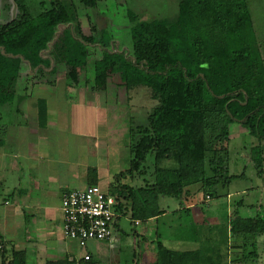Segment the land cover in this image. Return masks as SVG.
Here are the masks:
<instances>
[{"label":"trees","instance_id":"1","mask_svg":"<svg viewBox=\"0 0 264 264\" xmlns=\"http://www.w3.org/2000/svg\"><path fill=\"white\" fill-rule=\"evenodd\" d=\"M82 2L97 5V0ZM16 3V18L0 25V110L23 99L19 84L34 86L38 78L60 69L66 72L67 85H78L91 46L101 50L94 62L93 90H106L109 77L115 75L128 90H150L156 105L145 124L129 127L130 166L115 174L107 191L116 197L123 216L131 213L133 220L143 223L166 212L151 207L161 197L176 198L183 206L191 186L198 184L206 197L213 198L208 188L231 182L227 130L217 135L213 155H208L210 115L224 114L228 122L240 121L252 136L264 138V67L239 10L214 0H180L174 19H142L129 12L132 52L127 53L117 51L114 37L96 22L94 32L84 34L74 0H52L51 8L36 17L26 5ZM111 50L115 52L109 65ZM6 129L0 124V144ZM150 154L154 160L146 166ZM251 155L257 166L263 163L255 147ZM164 160L175 164L163 167ZM124 178L139 184L123 183ZM97 184V177L88 178V185ZM230 224L228 241L240 249L231 264H247L248 258L259 264L264 216L236 214ZM157 240L150 264H229L218 243L177 250L167 247L160 236ZM0 249V264H27V250L6 240L1 231ZM73 263L96 264L93 254L90 260L67 255L47 264Z\"/></svg>","mask_w":264,"mask_h":264},{"label":"rangeland","instance_id":"2","mask_svg":"<svg viewBox=\"0 0 264 264\" xmlns=\"http://www.w3.org/2000/svg\"><path fill=\"white\" fill-rule=\"evenodd\" d=\"M74 1L78 7L77 20L84 34H92L95 22L97 24L101 22L102 29L114 37L116 50L127 53L132 52L133 23L129 12L139 15L142 19H174L178 16L180 8V0H97L96 7L85 6L82 0ZM14 2L26 5L31 16L36 17L51 8L52 0H1L2 6L4 4L8 8H12ZM214 2L229 9L239 10L247 19L253 43L259 51L264 67V0H214ZM3 17H6L5 13ZM111 52L109 65L112 64V55L115 51L111 50ZM100 55L101 50L97 46L89 47V55L78 85L65 83L64 69L36 80L53 84L46 87L50 89L51 94L43 96L48 100L50 110L48 127L45 131L35 125L36 116L32 106L38 95L34 91L29 92L27 96L26 93L30 89L27 84H19L18 93L22 95V100L17 99L1 108V125L10 122L19 123L18 127L23 128L22 132L40 136L41 139L38 143L35 140L30 142L24 135L18 158L21 168L13 171L5 167L3 170V177L7 183L0 194V210L4 209L3 207L12 208L16 205L18 207L19 204L15 200L8 206L4 205V198H10L14 188L25 190L28 187L30 181V171L27 169L28 153L37 150L36 147L44 151V156L42 154V161L34 163L44 169L42 174H45L44 177L52 190L70 180H74L69 185L70 189H83L88 185V178L98 175V184L107 192L115 174L129 168L131 160L129 127L132 124H145L156 102L147 87L128 90L121 84L119 75L109 77L106 90H93L94 62ZM19 109L29 116L25 127L21 115L23 112L18 113ZM208 122L209 156L213 155L217 135L224 130L228 132V175L231 182L208 188L213 194V198L209 200H205L204 191L199 189L198 184L191 186V194L187 195L184 201L185 205L191 200L195 204L190 213L184 211L176 213L180 209V201L173 197H161L157 203L153 202L151 207L159 206L170 214L159 222L153 219L136 225L131 213L122 215L120 221L122 230H115L111 240L93 242L87 248H82L76 241L64 237L62 223L64 193L61 191L52 197L59 207L51 209L50 213L46 212V216L42 219L44 222L48 221V225L35 226L34 223L32 230L23 228L18 230V233L6 232L5 237L18 247H20L18 242L26 239V246L20 248L27 250V264H47L49 261L67 256V253L78 261L89 251L94 254L96 264H150L156 257L155 240L158 241L156 230H160V239L169 248L195 249L214 242L222 245V249L226 252L230 239L228 230L236 214L247 218L264 216V161L257 166V161L252 160L251 155V149L255 147L260 153V158L264 160V138L252 136L240 121L228 122L224 114L210 115ZM153 160L154 157L150 154L146 166H150ZM174 164L172 160H164L161 166ZM49 169L54 170V178H51L52 170ZM122 182L139 184V181L134 183L127 178L122 179ZM30 193L28 191V197H34L35 193H32V196ZM238 203L240 204L237 205ZM19 209L21 210L20 206ZM18 215L31 223L36 218L35 212L29 208L20 211ZM191 220L196 225L193 233L198 239L197 242L179 243L173 238L176 228L183 225L185 230L188 229L187 224ZM258 242L259 264H264V238L259 237ZM54 247L57 249H53ZM33 249H36V252ZM236 254L237 251L232 250L226 252V257H234ZM251 260L252 258H248L247 264H251Z\"/></svg>","mask_w":264,"mask_h":264},{"label":"crops","instance_id":"3","mask_svg":"<svg viewBox=\"0 0 264 264\" xmlns=\"http://www.w3.org/2000/svg\"><path fill=\"white\" fill-rule=\"evenodd\" d=\"M67 82V81H66ZM65 82V83H66ZM49 85H53V84H47V83H42V82H37L35 83V85L32 87L30 86V89H28V94L29 92H36L38 97L37 100L35 101V104H33V110L35 112V116H36V121H35V125L37 127L40 128V130L45 131L48 127V121L50 118V110H49V105H48V100L46 98H44V95H49L50 93V89H46V87ZM32 94H30L31 96ZM47 107V114H44V109ZM18 113L21 114V112H23V114H21L23 116V122H25L24 127L26 125V123H28L29 121V116L26 115V112H24L23 110L20 112V109L17 111ZM6 124V123H5ZM19 123L16 122H10L7 123V131H6V136L4 138V142L3 144H0V194L1 191L3 190V188L5 187L6 179L5 177H3V170L5 169V167H7L8 169L11 170H19L21 168V166L18 163V158H19V153L20 150L19 148L21 147V145L24 142V138L23 136L26 135V138H28V140L30 142H33V140H35L37 143L38 141H40V136H35V135H30L28 132H25L23 130V128H19L18 127ZM21 124V123H20ZM41 133V132H38ZM39 135V134H37ZM41 144V142H40ZM34 145H36V143H34ZM37 150L34 151H30L28 153V164H27V169L30 171L29 172V178L30 181L28 182V187L25 190H20L19 188H14L13 191H11V196L10 198H4V205L8 206L11 204V201L15 200L16 202H18V207L17 205L12 208H6L3 207L4 209L0 210V231L2 233V235L4 236V238L8 241H12L8 238L5 237L4 233L6 232H12L14 231L15 233H18L20 230H23V228L25 229H33L34 227V223L35 226H42V225H48V221H42V219L46 216V212H51V209H55L59 207L56 206V203L52 200V197L56 195V193H60L61 191H63V193H65L66 191L70 190V184H72L74 182V180H70L65 184H61L58 185L54 190H52L49 187L48 181H46V178L44 177L45 174L44 173V169L41 168L37 165L38 161H42V154L44 156V151H40L38 149V147H36ZM27 154V153H26ZM41 158V159H40ZM44 158V157H43ZM37 162V163H34ZM50 171L52 169H49ZM51 178H54V170L51 171ZM98 179V175L96 176ZM114 180V179H113ZM10 191V188H9ZM28 191L31 192V196L32 193H35L34 197L29 198L28 197ZM212 199V198H210ZM205 200H209L208 197H205ZM19 206L21 207V210L19 209ZM195 204L192 203L191 201H188L187 205H180V209L178 211H176V213L180 212V211H184L187 214L190 213V211L194 208ZM30 209L33 212H35V220L31 223V222H27V219L23 220V217L18 215L20 213V211H24L26 209ZM164 210V209H163ZM166 212H164L163 214H161L158 217H154L149 219L153 220L156 219V221H160L161 219H163L164 217H166V215L170 214L166 209ZM36 213H40L42 215L38 216ZM25 216V215H24ZM26 217V216H25ZM39 218V219H38ZM63 218V217H62ZM120 221L117 224V228L116 230H122V227L120 225ZM62 223H63V219H62ZM166 222H163V224H165ZM168 223V222H167ZM142 224V222H141ZM195 224L193 222V220H191L190 223L187 224V227H189L188 229H184L183 225L180 227L176 228L175 231V236L173 237L175 240H177L179 243H189L192 241H196L197 242V237L195 236V234L193 233V230H195ZM199 226V225H198ZM184 229V230H183ZM19 230V231H18ZM18 231V232H17ZM229 231V230H228ZM151 232V231H148ZM156 238H158V236H160V230H156ZM168 234V233H167ZM173 234V233H170ZM169 236V235H168ZM228 236H229V232H228ZM263 237L264 236H260ZM25 238V237H24ZM259 239V238H258ZM13 242V241H12ZM156 242V240H155ZM13 244H15L13 242ZM19 246H26V239L24 241H19L18 242ZM259 245V242H258ZM16 246V244H15ZM227 250L226 252H232L233 251H239V248L234 247L233 245L230 244V242L228 241V245H227ZM233 246V247H232ZM17 248L21 249L20 247L16 246ZM53 249H57L56 247H54ZM174 249V248H173ZM177 250H188V249H178L175 248ZM34 252H36V249H33ZM90 253H92L91 251H89ZM93 254V253H92ZM37 255V254H36ZM68 256H70V258H74L72 257L69 253H67ZM94 255V254H93ZM232 256L229 258H226V261L231 264L232 262ZM260 258V257H259Z\"/></svg>","mask_w":264,"mask_h":264},{"label":"built area","instance_id":"4","mask_svg":"<svg viewBox=\"0 0 264 264\" xmlns=\"http://www.w3.org/2000/svg\"><path fill=\"white\" fill-rule=\"evenodd\" d=\"M116 204V197L99 184L66 191L62 198L64 237L76 241L82 248L93 242L111 240L122 217ZM134 223L141 224L139 220ZM91 257L87 252L83 258L90 260Z\"/></svg>","mask_w":264,"mask_h":264},{"label":"flooded vegetation","instance_id":"5","mask_svg":"<svg viewBox=\"0 0 264 264\" xmlns=\"http://www.w3.org/2000/svg\"><path fill=\"white\" fill-rule=\"evenodd\" d=\"M4 13L6 14V17L4 18ZM18 14V13H17ZM13 15V5H12V8H8L6 7V5L1 4V0H0V25L1 24H4L3 22L5 21H10L11 20V17ZM17 16V15H16ZM16 18V17H15Z\"/></svg>","mask_w":264,"mask_h":264},{"label":"water","instance_id":"6","mask_svg":"<svg viewBox=\"0 0 264 264\" xmlns=\"http://www.w3.org/2000/svg\"><path fill=\"white\" fill-rule=\"evenodd\" d=\"M17 13H18V6H17V3L14 2V3H13V15H12V17H11V20L15 19ZM8 22H9V21H5V22H3V23L6 24V23H8ZM98 26H99V28H102L101 22H98Z\"/></svg>","mask_w":264,"mask_h":264}]
</instances>
